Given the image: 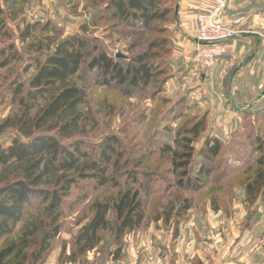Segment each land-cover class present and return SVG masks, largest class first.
<instances>
[{
	"label": "rangeland",
	"instance_id": "1",
	"mask_svg": "<svg viewBox=\"0 0 264 264\" xmlns=\"http://www.w3.org/2000/svg\"><path fill=\"white\" fill-rule=\"evenodd\" d=\"M157 1V8H163L174 0ZM108 2L0 0V51H4L0 61L8 53L20 56L0 67V120L18 111L11 92L4 91L8 80L17 78L26 83L35 71L34 64L27 72L23 68L37 55L38 48L46 49L48 38L54 43L65 37L82 41L83 59L73 81L86 91L85 103L79 106L84 127L78 128L73 138L85 142L82 149H94L95 153L102 149L105 138H117L107 173L117 176L122 186L127 182L139 190L144 211L140 225L118 237L116 215L110 210L109 227L98 231L100 242L73 260L75 238L91 216L92 203L117 191L112 183L98 186L94 179H81L64 196L59 231L34 264H147L150 260L156 264L158 259L164 264H264V192L262 188L254 191L257 184H252L254 190L248 187L256 177L254 160L260 152L253 142L255 134H247L253 131L252 123L240 119L227 105L221 72L212 82L209 80L216 62L210 68H201L192 63L191 52L187 66L185 63L180 69L167 65L172 58V41L168 32L161 33L159 28L171 22L170 16L153 21L149 27L138 21L129 25L112 17L113 9L105 8ZM239 7H252L260 17L254 30L264 29V0H239ZM243 23H235L237 34ZM28 24L35 27L25 37L23 31ZM164 35L169 43L157 44L149 52L152 38ZM99 51L113 57L121 53L123 67L130 59L144 56L157 74L145 88L130 90L126 83L103 84L102 76L88 68ZM39 55L42 63L44 52ZM168 75L171 77L163 84ZM202 119L203 126L196 133L180 134L192 142L183 141L178 150L186 153L192 149V156L188 161L180 157L183 164L175 167L164 146H174L178 130ZM9 137L0 136L3 145L8 144ZM209 138L220 141L218 154L210 158L205 156ZM201 166L208 172L198 174L202 178L198 188L179 185V179L185 183V175L196 176ZM133 171L134 182L128 180ZM38 205L40 200H32L26 211ZM4 239L0 237V246Z\"/></svg>",
	"mask_w": 264,
	"mask_h": 264
},
{
	"label": "trees",
	"instance_id": "2",
	"mask_svg": "<svg viewBox=\"0 0 264 264\" xmlns=\"http://www.w3.org/2000/svg\"><path fill=\"white\" fill-rule=\"evenodd\" d=\"M157 2L109 0L105 8L113 9L112 17L119 22L134 25L138 21L143 27H149L153 21L168 18L171 12L168 5L157 8ZM34 27L33 24L26 25L23 35L28 36ZM166 31L165 25H161L159 32ZM77 42L80 45H75ZM168 43V36H158L152 38L147 50L150 52L157 44L164 46ZM29 44L33 47L32 43ZM82 45V41H76L75 37H65L56 43L54 39L48 38L46 49L38 48L37 55L23 68L27 72L34 64L35 71L29 75L26 83L12 78L5 86L4 91L11 92L12 102L18 111L0 120V136H10L7 145H3V139H0V237H5L0 246V264H34L42 257L50 240L59 231L60 206L64 196L69 193L71 186L84 178L96 180L98 186L112 183L117 191L92 203L91 216L82 224L75 238V249L71 253L73 260L76 255L85 254L100 242L98 231L109 227L107 216L110 210L116 215L115 232L118 237L137 228L144 218L139 190L127 182L122 186L117 176L107 173L111 153L114 152L112 144L118 142L117 138H105L101 143L102 149L97 153L94 149L90 152L82 149L85 142L73 138L78 128L84 127L79 106L85 103L86 91L73 81L83 59ZM43 52L44 59L40 63L39 54ZM3 54L1 50L0 56ZM19 58L17 53H8L0 61V67H6ZM143 58L138 55L123 67L119 60L121 58L99 51L90 60L88 68L95 69L96 74L102 76L103 84L114 82L116 86H122L126 83L130 90H134L148 86L157 74L153 72L152 63ZM168 64L171 65V60H168ZM170 77L166 76L163 84ZM129 89L126 90L127 95L131 92ZM202 126L203 119L190 128L183 127L174 137L175 145L164 146V150L171 154V162L175 167L183 164L179 163L180 157H186L188 161L192 156V149L186 153L178 150L183 141L187 144L192 142L180 134L196 133ZM253 142L260 156L254 160L257 173L248 187L249 191L254 190L252 184H257L254 191L258 192L262 188L264 192V138L255 136ZM205 146H209V149L204 150L205 156L214 157L219 152L220 141L209 138ZM202 172L207 173L208 170L201 166L196 176L185 175V183L179 179V185L187 189L198 188L202 180L198 174ZM128 180H136L134 171L129 172ZM32 200H40L41 205L26 211L25 206ZM32 247L34 249L30 250Z\"/></svg>",
	"mask_w": 264,
	"mask_h": 264
},
{
	"label": "crops",
	"instance_id": "3",
	"mask_svg": "<svg viewBox=\"0 0 264 264\" xmlns=\"http://www.w3.org/2000/svg\"><path fill=\"white\" fill-rule=\"evenodd\" d=\"M218 5L221 6L218 16L222 22L236 30V22L244 23L236 37L227 42L225 53L217 59L209 73V80L212 82L214 75L221 72L230 111H236L240 119L252 123L253 131H249L248 135L253 132L255 136L264 138V29L256 27L257 30H254L260 17L254 14L252 7L240 8L239 0L171 2L168 5L171 22L165 24L173 46L171 67L178 65L181 69L185 63L187 66L188 56L197 39V14ZM153 261L147 264H153ZM156 264H164V260L160 262L158 259Z\"/></svg>",
	"mask_w": 264,
	"mask_h": 264
},
{
	"label": "built area",
	"instance_id": "4",
	"mask_svg": "<svg viewBox=\"0 0 264 264\" xmlns=\"http://www.w3.org/2000/svg\"><path fill=\"white\" fill-rule=\"evenodd\" d=\"M221 6L200 11L196 16L197 39L191 54L193 64L207 69L225 53L228 41L234 39L237 31L219 19Z\"/></svg>",
	"mask_w": 264,
	"mask_h": 264
},
{
	"label": "water",
	"instance_id": "5",
	"mask_svg": "<svg viewBox=\"0 0 264 264\" xmlns=\"http://www.w3.org/2000/svg\"><path fill=\"white\" fill-rule=\"evenodd\" d=\"M124 56L121 53H116L115 58H123Z\"/></svg>",
	"mask_w": 264,
	"mask_h": 264
}]
</instances>
